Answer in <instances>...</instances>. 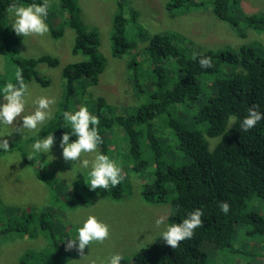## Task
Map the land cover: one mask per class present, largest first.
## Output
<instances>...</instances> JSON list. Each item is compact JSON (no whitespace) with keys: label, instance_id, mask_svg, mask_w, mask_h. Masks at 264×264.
Instances as JSON below:
<instances>
[{"label":"trees","instance_id":"16d2710c","mask_svg":"<svg viewBox=\"0 0 264 264\" xmlns=\"http://www.w3.org/2000/svg\"><path fill=\"white\" fill-rule=\"evenodd\" d=\"M211 1L216 17L237 30L239 20L236 15L239 13L230 11V2L233 1L234 6L241 3V0ZM31 2L0 0V53L4 54L7 61V69L0 70V85L6 80L15 83L14 73L17 69L26 85L33 80L44 86L50 85V81L40 75L38 67L41 64L50 67L58 64V60L51 55L27 58L19 53L22 37L11 31L9 6ZM35 2L40 3L41 0ZM60 4L69 15L64 25H69L75 31L72 50L75 55L80 54L83 61L63 69L64 100L61 114L57 113V120L53 122L52 119L47 127L30 140L50 132H54V140H58L61 133L67 131L60 127L62 112L72 104L78 93L77 85L81 86L82 80L86 85L98 84L105 65V59L99 53V33L79 21L76 1L60 0ZM117 4L120 11L113 19L112 41L114 55L122 57L133 50V46L129 45L125 36L128 20L123 13L122 3L117 0ZM203 4V0H173L165 8L175 18ZM49 11L50 7L46 21L50 17ZM245 21L252 29L264 32V14L246 15ZM64 25L60 22L49 24L51 36L60 38L64 34ZM239 35L245 37L244 34ZM180 36L182 33H157L147 40L145 51L151 61L149 65L153 76L157 75L155 79L149 77L154 92L147 104L131 114L122 112L115 117L98 114L97 128L102 138L98 150L121 164L127 175L122 172L124 179L115 187L96 189L100 195L93 199L101 201L123 198L129 186L131 190L129 173L143 172L150 178L143 185V199L148 203L165 202L175 209L167 217L168 224L178 223L196 208L202 211L201 225L193 230L190 239L180 241L173 249L159 236L151 246L133 254L132 258L123 257L121 264H264V215L249 209L254 199L264 201V119L247 132L239 127L250 106L255 105L257 110L264 113V45L260 53L254 47L245 45L235 52L226 49L218 54L197 53L195 48L191 51L187 46L190 40L184 36L182 45H176L174 42ZM201 55L211 57L210 68L200 67L198 60ZM165 61L175 72L171 76L167 75ZM133 65L137 66V63L132 62L130 67ZM132 84L136 89L142 88V83L137 79ZM206 89L210 93L204 98ZM195 103L201 106H196L195 111L190 113V116L194 115L192 123L186 121L190 120L189 117H178L182 110H189ZM229 118L234 119L230 122ZM161 124L170 133L168 143H163L159 136L158 126ZM116 126L124 133V140H121L128 153L123 162L120 161L123 155L121 145L117 146L106 139V133ZM72 139L74 137H70ZM20 152L27 159L25 151L20 149ZM30 161L32 164L33 159ZM80 180L82 185L83 177ZM50 186L51 197L45 199L48 206L59 200L56 197L59 191L55 186ZM70 186L74 198L79 195L84 197L79 193L80 187L77 184ZM82 187L87 191L85 183ZM225 201L229 204L227 213L221 212L219 208L220 203ZM63 204L73 205L74 199ZM11 206L14 205H7L0 194V239L6 233H23L22 237L33 238L40 228L39 233L49 237L50 244L55 243L58 253L55 252L51 258L49 253H42L38 256V264H67L75 253L74 248L66 250L64 244L59 245L60 237L57 238L54 227L48 222L52 217L51 211L39 213L36 222L35 218L32 221L29 216L20 222L18 217L5 214V211L9 209L10 213H25V209ZM252 207L255 209V206ZM30 224L38 226L35 232L24 230ZM67 235L70 234L66 232L63 236ZM241 242L248 247L246 250ZM205 243L210 244V249H215V259L210 258ZM252 244L255 246L252 247ZM30 255L33 257L34 253L28 252L24 257Z\"/></svg>","mask_w":264,"mask_h":264},{"label":"rangeland","instance_id":"374dc122","mask_svg":"<svg viewBox=\"0 0 264 264\" xmlns=\"http://www.w3.org/2000/svg\"><path fill=\"white\" fill-rule=\"evenodd\" d=\"M75 1L78 6L76 7V14H78L79 21L99 33V53L105 59V65L102 74L99 76V85H85L83 80L80 83L81 86L78 87L79 84L77 85L78 93L75 94L68 110L87 105L89 111L97 117H99V113L110 117H115L122 112H124L123 114L135 113L140 106L150 101L154 90H151L152 80H149V77L155 79L157 75L153 76L151 65H149L151 61L145 47L148 44V38L154 34L169 35L170 32H177L181 35L182 33V36L190 40L187 46L190 47L191 51L195 48L197 53L213 52L218 54L226 49L235 52L244 45L254 47L260 53L261 47L264 45V32L252 29L245 21L246 15L264 14V0H245L241 3L238 1L239 3L234 6H232L233 1L230 2V11L239 13L236 15L239 20L237 30L216 17L211 0H203V5L183 12V15H176L175 18H172L165 8V5L173 0H119L123 6V13L128 20L125 36L129 45L133 46V50L121 55L122 57H118L114 55L112 41L113 19L116 13L120 11L117 0ZM49 7L51 8L50 17L47 20L49 24L56 25L60 22L61 25H64L69 15L61 6L60 0H49ZM184 8H186L185 5ZM11 20L9 10L8 21L10 26ZM239 33L244 34L245 37H241ZM182 36L179 40H175L176 45H182L181 43L184 41ZM74 41L75 31L67 24L64 25V34L60 38L52 37L50 30L41 35L34 34L23 37V43L19 48L21 56L36 58L41 55H51L58 60L55 67H50L47 64H41L38 67L40 75L49 80L50 85L44 86L34 80L27 84L29 95L25 112H22L21 115L34 110L35 105L32 104V100L36 97L47 96L54 101L50 105L52 117L39 126V131L35 134L47 127L52 119H54L53 122L56 121L57 113L61 114V105L64 100L62 71L67 65L83 61V57L80 54L75 55L72 50ZM167 61L164 64L167 75L171 76L175 72L170 68V65H166ZM132 62L137 63V66L130 67ZM4 68L7 69V61L5 62V57L0 54V70L4 71ZM135 79L142 83V88L133 87L132 83ZM207 93L210 92L206 89L204 98H206ZM196 106L200 107L201 105L200 103L192 104L189 110H182L178 117H189L190 120L186 121L192 123L194 115L190 116V113L195 111ZM19 123L22 121L18 117L12 125L6 126L4 132H0V135H8L5 138L9 140L10 147L8 153L0 152V194L7 205L21 207L25 209V213H10L8 209L5 214L18 217L20 222L29 216L32 221L35 218L36 222L39 213L46 214V211H51L53 223L51 220L48 222L54 227L57 238L66 232L71 235L74 232V222L82 220L88 214L95 215L109 225L108 238L103 242H92L90 249L86 247L83 254L74 248L75 253L67 264H98L99 258L115 252H119L123 257L130 259L133 254L155 242L165 225L168 224V215L175 209L165 202L148 203L143 199L141 195L143 185L150 180L146 174L143 172L129 173L131 190L129 191V186L127 188L128 193H125L123 198L96 201L93 198L97 199L98 197L93 190L87 188L85 189L87 191H84L82 187L84 181L81 185L80 180V177H83L82 174L78 173L77 178L73 181L71 172H66L70 170L71 165L66 164L60 156L59 139L54 140L48 157L46 154H42L40 158L38 154H35L30 159L28 158L32 151L30 146L34 141L30 138L35 134L28 135L26 130L21 129L20 131L25 132L24 136H21L17 132ZM158 129L163 143L170 142L168 129L162 127V124L158 126ZM123 136L124 133L119 126L113 127L110 132L106 133V139L117 146L121 145L120 149H122L123 155L120 161L122 162L128 154L126 145L123 147ZM20 149L25 151L27 159L22 157ZM31 159H33L32 164H30ZM56 161L58 163H54ZM72 184H77L80 187L79 193L81 192L85 198L80 195L74 198L73 188L68 187ZM50 185L55 186L59 191L58 196H56L59 200L50 203L48 206L45 199L51 197ZM72 198L74 199L73 205L63 204ZM85 199L87 202L83 203ZM252 206H255V209ZM249 209L264 215V201L254 199L250 203ZM157 217L164 219L159 227L154 224ZM37 227L30 224L24 230L35 232ZM39 229L37 236L33 238L22 237L23 233H6L0 239V264H38L40 260L38 256L42 253H49V258L55 252L58 253L55 243L50 244L49 240L51 239L41 232L39 233ZM246 230L247 228L245 232ZM241 243L246 250L248 247L245 246L244 242ZM63 244L64 242H59L60 246ZM251 246L254 247L255 244ZM204 247H206L210 258L215 259V249H210L212 247L207 243L204 244ZM28 252L34 253L33 257L32 255L24 257ZM22 259L25 260L22 261ZM256 264L261 263L257 262Z\"/></svg>","mask_w":264,"mask_h":264},{"label":"clouds","instance_id":"9594fccd","mask_svg":"<svg viewBox=\"0 0 264 264\" xmlns=\"http://www.w3.org/2000/svg\"><path fill=\"white\" fill-rule=\"evenodd\" d=\"M9 7L12 17L11 31L16 36L22 37V43L23 37L48 32L46 19L49 0H41L40 3L32 0L31 3L10 5ZM0 54L4 56V54ZM195 58L194 55L193 59ZM198 63L202 69L210 68L211 57L201 55ZM14 78L15 83L6 80L0 85V132H4L6 126L12 125L14 120L19 117L22 123H19L17 132L24 136L25 132L20 131L23 129L28 135H34L39 131V126L52 117L50 105L54 101L47 96L36 97L32 100V104L35 105L34 110L21 115L22 112H25L27 104L28 86L19 69L15 71ZM96 85H99V82ZM229 119L231 122L234 118ZM262 119H264V113L257 110V106H250L247 109V115L240 121L239 127L242 131L247 132ZM98 123V117L89 111L87 105L64 110L60 127L67 131L61 133L58 144L63 161L71 165L70 170L66 172H71L73 181L77 178L78 173L82 174L86 187L89 190H95L93 192L97 196L100 194L96 192V189L107 190L109 186L115 187L124 179L122 172L126 174L121 164L98 150V145L102 142L97 128ZM6 136L8 135H0V152L4 153H8L10 149ZM70 137H74V139L70 141ZM54 139V132L38 136L30 146L32 151L28 158L30 159L35 154H38L40 158L42 154H46L48 157ZM126 193L128 192L126 191ZM91 196L93 197V195ZM219 208L221 212L227 213L229 204L226 201L222 202ZM201 216V209L196 208L188 212L185 218L178 223L165 225L160 232L161 240L173 249L176 248L180 241L193 236V230L201 225ZM163 222V217H157L154 220L156 227H159ZM74 223V232L71 235L60 237V242H64L66 250L75 248L83 254L86 247L90 249L92 242H103L109 236V225L95 215L88 214L82 220ZM122 259V254L115 252L99 258L98 264H121Z\"/></svg>","mask_w":264,"mask_h":264},{"label":"crops","instance_id":"0c3cea01","mask_svg":"<svg viewBox=\"0 0 264 264\" xmlns=\"http://www.w3.org/2000/svg\"><path fill=\"white\" fill-rule=\"evenodd\" d=\"M242 1H245V0H242Z\"/></svg>","mask_w":264,"mask_h":264},{"label":"bare ground","instance_id":"6f19581e","mask_svg":"<svg viewBox=\"0 0 264 264\" xmlns=\"http://www.w3.org/2000/svg\"><path fill=\"white\" fill-rule=\"evenodd\" d=\"M127 107V106H126Z\"/></svg>","mask_w":264,"mask_h":264}]
</instances>
